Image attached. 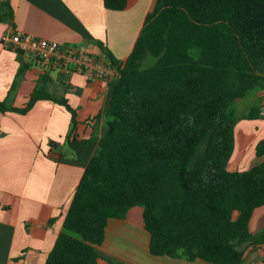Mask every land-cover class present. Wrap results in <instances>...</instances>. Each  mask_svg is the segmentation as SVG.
<instances>
[{
    "label": "trees",
    "instance_id": "16d2710c",
    "mask_svg": "<svg viewBox=\"0 0 264 264\" xmlns=\"http://www.w3.org/2000/svg\"><path fill=\"white\" fill-rule=\"evenodd\" d=\"M128 0H104L123 11ZM10 0H0L2 13ZM106 111L98 148L74 194L63 231L46 264H99L95 250L110 220L143 209L150 253L189 262L243 264L248 247L264 245L253 233L264 206V140L257 162L230 172L237 107L264 88V0H156ZM151 57V66H144ZM40 100L72 114L66 142L72 151L94 140L75 136L76 112L63 98L36 89L24 109L0 102V112L28 113ZM261 107L244 117L254 120Z\"/></svg>",
    "mask_w": 264,
    "mask_h": 264
},
{
    "label": "crops",
    "instance_id": "0c3cea01",
    "mask_svg": "<svg viewBox=\"0 0 264 264\" xmlns=\"http://www.w3.org/2000/svg\"><path fill=\"white\" fill-rule=\"evenodd\" d=\"M155 2L128 0L123 11H112L105 8L104 0H10L12 13L1 14L0 102L24 109L32 93L44 88L76 112V139L94 140L72 151L66 142L72 114L51 100L38 101L26 114L0 112V264H46L103 136L114 89L76 72H44L32 59L5 47L3 37L19 32L63 45H84L95 55L105 49L124 62ZM263 105L264 88L257 87L237 107L230 172L247 171L258 161L256 147L264 140V116L260 112L254 120L244 117ZM250 230L264 231V206L254 212ZM149 246L143 209L135 207L124 220L109 221L105 240L95 250L101 257L99 264H210L154 257ZM262 248L253 264H264Z\"/></svg>",
    "mask_w": 264,
    "mask_h": 264
},
{
    "label": "built area",
    "instance_id": "2783aa9c",
    "mask_svg": "<svg viewBox=\"0 0 264 264\" xmlns=\"http://www.w3.org/2000/svg\"><path fill=\"white\" fill-rule=\"evenodd\" d=\"M3 42L8 49L32 59L44 72L61 71L66 75L76 72L90 80L100 79L110 85L120 78L118 67L112 64L104 54L95 55L84 45H63L57 41L19 32L6 34ZM261 114L264 116V105L261 108Z\"/></svg>",
    "mask_w": 264,
    "mask_h": 264
},
{
    "label": "rangeland",
    "instance_id": "374dc122",
    "mask_svg": "<svg viewBox=\"0 0 264 264\" xmlns=\"http://www.w3.org/2000/svg\"><path fill=\"white\" fill-rule=\"evenodd\" d=\"M153 58L148 57L145 62H144V66H151V64L153 63ZM264 247V245L262 246ZM262 247L260 248H253V247H248L246 249L245 255L244 257L246 258V260L243 262V264H253V262H256V260H258V253L260 249H263ZM248 260H250V262H247ZM254 260V261H253Z\"/></svg>",
    "mask_w": 264,
    "mask_h": 264
}]
</instances>
